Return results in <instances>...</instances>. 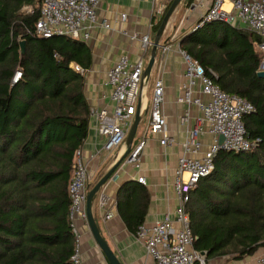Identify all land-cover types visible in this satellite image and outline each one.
I'll return each instance as SVG.
<instances>
[{
	"label": "trees",
	"instance_id": "16d2710c",
	"mask_svg": "<svg viewBox=\"0 0 264 264\" xmlns=\"http://www.w3.org/2000/svg\"><path fill=\"white\" fill-rule=\"evenodd\" d=\"M189 6L193 0H183ZM42 0H0V264H76L68 213L73 155L88 135L91 106L85 73L88 43L66 34L41 36ZM24 4L34 6L22 12ZM170 5V4H169ZM163 18V17H162ZM162 18L152 25L156 34ZM26 50L21 52V40ZM259 35L221 19L196 25L180 45L223 89L246 96L255 110L243 118L247 150L219 149L215 167L190 190L186 210L195 247L211 258L243 259L264 247V77ZM21 76L13 80L17 70ZM151 194L138 179L117 190L119 214L136 232Z\"/></svg>",
	"mask_w": 264,
	"mask_h": 264
},
{
	"label": "built area",
	"instance_id": "2783aa9c",
	"mask_svg": "<svg viewBox=\"0 0 264 264\" xmlns=\"http://www.w3.org/2000/svg\"><path fill=\"white\" fill-rule=\"evenodd\" d=\"M103 0H42L41 14L36 21V33L41 36L66 34L87 41L94 28L111 27L106 17H100L98 7ZM172 0H153V16L151 25L160 20ZM207 0H193L192 6H203ZM207 10L200 16V24L212 19H221L236 24L241 21L246 28L259 35L258 49L263 55L259 69L264 68V0H209ZM229 2V5L227 3ZM33 9V8H32ZM126 13L122 15L123 18ZM132 38H140L142 53L136 59L123 53L108 69L107 82L111 86L113 109L91 107L90 114L95 121L96 130L104 137L102 149L118 148L126 143L128 130L137 112L139 98L143 93V71L145 54L151 46L150 32L132 33ZM180 45V44H179ZM163 52L171 49L170 44H161ZM185 61L186 80L182 84V93L177 100L188 103L184 113L180 116L187 125V136L183 142L184 150L179 156L175 171L174 189L179 202L174 211L166 213L163 218L141 222L135 234L136 239L144 246L146 253L153 258L151 264H208L206 253L194 245L196 236L192 231L190 216L186 210V203L190 198V190L195 187L199 179L210 173L214 167V157L219 149L247 150L256 147L259 137L250 138L243 116L255 110V105L246 96L229 92L215 81L216 72L207 68L197 58L179 46ZM73 67L85 73L81 64L74 62ZM163 73V72H162ZM21 76L17 70L13 80ZM208 97L195 95L196 85ZM165 102V82L163 74L155 79L150 111V133L159 134L162 144L173 143L176 139L168 129V121L163 111ZM195 103L202 114L197 117L195 124H191V104ZM209 131L214 140L208 148L202 150V135ZM224 140L219 142V135ZM146 138L140 139L128 152L125 161L140 165ZM72 170L69 181L70 207L68 217L75 234V250L72 259L76 264H82L81 231L78 221L88 225L87 193L90 187V161L85 156L82 144L76 148L73 155ZM118 172L112 173L110 178L117 179ZM138 180L147 183L145 175ZM107 195L103 192L99 197L101 206L107 204ZM113 212L108 210L105 218L109 219ZM253 264H264V251L260 253Z\"/></svg>",
	"mask_w": 264,
	"mask_h": 264
},
{
	"label": "crops",
	"instance_id": "0c3cea01",
	"mask_svg": "<svg viewBox=\"0 0 264 264\" xmlns=\"http://www.w3.org/2000/svg\"><path fill=\"white\" fill-rule=\"evenodd\" d=\"M209 3V0H207L203 6H192L191 4L186 6L183 1L181 2L177 11L172 14L173 19L171 18L170 24L166 26L161 37V44L163 45L167 42V44L171 45V49L163 52L162 47H159L151 74L143 81V93L139 98L138 106L141 119L146 114L150 117L152 97L149 91L150 89L153 90L152 82H154L155 75L158 77L160 73L161 75L163 74L165 82L163 111L168 121V129L175 136L176 140L173 143L162 144L159 134H152L149 131L150 128H141L139 125L133 145L140 139L146 138L140 165L126 162L124 159L122 165L114 171L119 173L118 178H109L101 187L93 203V212L101 230L103 225V234L108 241L110 239L111 242H109L112 244L111 246L115 252L121 253L125 264H151L153 258L146 253L144 246L136 239L134 232L128 229L119 214L117 190L120 184L127 179H138L140 175H145L147 183H141L148 187L151 194L150 205L145 218L146 221L163 218L166 213L174 211L179 202L173 182L179 156L184 150L183 142L187 136V125L181 121L180 116L184 113L188 103L177 100L178 95L183 90L182 84L186 80L185 61L182 53L179 51L181 37L176 42L171 43V33L173 31L172 28L175 26L174 21L177 18V14L181 11V6L187 10V20L191 23L192 19H199L207 10ZM153 7V0H103L100 3L98 14L100 17L108 18L111 27L98 26L94 28L91 37L86 41L92 53V63L85 72V94L91 107L113 109L114 103L111 99V86L107 82L108 69L123 53L129 54L131 59H136L140 56L142 53L141 40L138 37L132 38V33L137 32L141 35L150 32L152 39H154L155 34L151 25ZM124 13L127 14L125 18L122 17ZM195 25L196 22L191 28ZM235 25L246 28V25L241 21H237ZM148 49H150L148 52L149 58L151 46ZM195 95L202 96L203 98L208 97L200 91L199 84L195 87ZM201 114L200 108L195 103H192V125L196 123L197 117ZM95 125V121L91 116L89 132L82 143L84 154L90 161L91 184L126 149L122 145L113 152L105 153L103 151L101 154L106 155L102 158H99L97 155L94 156V153L98 148L102 147L104 141V137L99 135ZM201 139L203 146L198 154H201L203 150L208 148L209 144L214 140V135L206 131ZM103 192L108 197L105 206H101L99 203V197ZM108 210L113 212V216L106 219L105 214ZM78 225L82 233V264H109L96 242L89 225L82 220L78 221ZM263 251L264 247H260L254 254L243 259H229L227 256H218L211 258L209 262L211 264H253L258 255Z\"/></svg>",
	"mask_w": 264,
	"mask_h": 264
},
{
	"label": "water",
	"instance_id": "95a60500",
	"mask_svg": "<svg viewBox=\"0 0 264 264\" xmlns=\"http://www.w3.org/2000/svg\"><path fill=\"white\" fill-rule=\"evenodd\" d=\"M183 0H172L170 2V5L168 7V9L166 10L162 21L160 23V26L155 34L154 40L152 42V47H151V52H150V56L148 58V61L146 63V67L143 71V80H145V78L149 77L151 74V71L154 67L155 61H156V56L159 50V47L161 46V37H162V33L164 31V28L166 27V24L168 23L170 17L172 16V14L175 12V10L178 8L179 4L182 2ZM26 50V40L22 39L21 40V52L24 53ZM264 66V63H263ZM258 74L262 77H264V68H261L258 70ZM142 87H143V83H142ZM139 106V105H138ZM141 120V114L139 111V107L137 108V112L135 114L134 120L131 124V127L129 128L128 132H127V136H126V149L125 151L113 162V164L93 183L91 184L90 182V187L88 189V193H87V213H88V223H89V227L91 229V232L96 240V242L98 243V245L100 246V248L102 249L106 259L108 260L109 264H124L120 257L117 255V253L115 252V250L113 249V247L110 245L108 239L105 237V235L103 234L101 227L98 223V220L93 212V203L94 200L97 197L98 192L100 191L101 187L106 183V181L110 178V176L112 175V173L116 170V168L119 166V164L126 158L128 152L130 151L137 130H138V126ZM224 140V135L220 134L219 135V142H222ZM203 253H206L205 250L202 251Z\"/></svg>",
	"mask_w": 264,
	"mask_h": 264
},
{
	"label": "rangeland",
	"instance_id": "374dc122",
	"mask_svg": "<svg viewBox=\"0 0 264 264\" xmlns=\"http://www.w3.org/2000/svg\"><path fill=\"white\" fill-rule=\"evenodd\" d=\"M181 4V3H180ZM179 4V5H180ZM32 8H34V6H32V5H30V4H24L23 6H22V8H21V11L22 12H30V11H32ZM181 11L177 14V18H176V20L174 21V24H175V26L172 28L173 29V31H172V33H171V43H174V42H176V40L178 39V38H180V37H182L183 36V34H185L186 32H188L190 29H191V27L193 26V24H195V22H197V20L198 19H192V21H191V23H189V21L187 20V10L183 7V6H181ZM177 11V9L175 10V12ZM173 16V15H172ZM172 16L170 17V19H169V21H168V23L166 24V26L167 25H169L170 24V21H171V18H172ZM200 18V17H199ZM173 19V18H172ZM192 22H194V23H192ZM172 23V22H171ZM166 28V27H165ZM164 28V29H165ZM164 32V31H163ZM162 35H163V33H162ZM150 38H151V41L153 42V40L154 39H152V36H151V34H150ZM167 43V42H166ZM151 47H152V44H151ZM149 50L150 49H148L147 51H146V54H145V65H146V63H147V61H148V52H149ZM16 73V72H15ZM157 74V73H156ZM15 75V74H14ZM160 75H161V73H160ZM159 75V76H160ZM157 78V75H155V78H154V82H152L153 83V87H154V83H155V79ZM19 79V78H18ZM17 79V80H18ZM17 80H14V81H17ZM152 80V79H151ZM153 87H152V89H153ZM149 94L151 95V97H152V94H153V90H151L150 89V91H149ZM134 117H135V115H134ZM133 117V118H134ZM149 121H150V117H149V115H145L144 117H143V119H141V122H140V127L141 128H143V127H145V128H149L150 127V124H149ZM126 130H129V126H127L126 127ZM136 138H138V137H136ZM123 145H125L124 147H126V143H124ZM116 148H112V149H103L101 152H99V155H97L99 158H102L103 156H105V155H103V154H101L103 151L106 153V152H113L114 150H115ZM122 163H123V161L119 164V166L118 167H120L121 165H122ZM118 167H117V169H118ZM116 169V170H117ZM106 171V170H105ZM105 171H103L102 173H100V175H99V177L105 172ZM98 177V178H99ZM102 230H103V225H102ZM81 236H82V234H81ZM81 240H82V237H81ZM109 241H110V239H109ZM111 242V241H110ZM109 242V243H110ZM110 245H112L111 243H110ZM100 247V246H99ZM102 250V249H101ZM118 253V255H119V257H120V259H121V261L124 263V259H123V257H121L122 255H121V253H119V252H117ZM125 264V263H124Z\"/></svg>",
	"mask_w": 264,
	"mask_h": 264
},
{
	"label": "bare ground",
	"instance_id": "6f19581e",
	"mask_svg": "<svg viewBox=\"0 0 264 264\" xmlns=\"http://www.w3.org/2000/svg\"><path fill=\"white\" fill-rule=\"evenodd\" d=\"M227 5H229V2L227 3ZM124 146H125V145H124ZM124 146H123V147H124ZM126 146H127V145H126Z\"/></svg>",
	"mask_w": 264,
	"mask_h": 264
}]
</instances>
